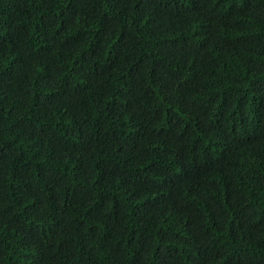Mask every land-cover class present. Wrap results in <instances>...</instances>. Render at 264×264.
Listing matches in <instances>:
<instances>
[{
    "label": "trees",
    "instance_id": "1",
    "mask_svg": "<svg viewBox=\"0 0 264 264\" xmlns=\"http://www.w3.org/2000/svg\"><path fill=\"white\" fill-rule=\"evenodd\" d=\"M0 264H264V0H0Z\"/></svg>",
    "mask_w": 264,
    "mask_h": 264
}]
</instances>
